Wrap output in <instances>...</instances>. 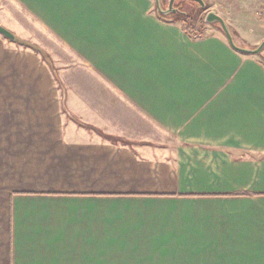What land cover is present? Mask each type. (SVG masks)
<instances>
[{"label": "crops", "instance_id": "0c3cea01", "mask_svg": "<svg viewBox=\"0 0 264 264\" xmlns=\"http://www.w3.org/2000/svg\"><path fill=\"white\" fill-rule=\"evenodd\" d=\"M3 4L49 61L0 33V264H264L261 56L154 0Z\"/></svg>", "mask_w": 264, "mask_h": 264}, {"label": "rangeland", "instance_id": "374dc122", "mask_svg": "<svg viewBox=\"0 0 264 264\" xmlns=\"http://www.w3.org/2000/svg\"><path fill=\"white\" fill-rule=\"evenodd\" d=\"M176 1L182 4V10L187 12V15L189 16V22L187 21L183 23L186 28L185 30L190 31L195 36H198L200 32L198 30L199 25L203 26V30H201L202 34H209L211 33L212 29L215 28L216 31H220L224 35V32L219 23H208L204 20L206 13L209 11H213L224 19L230 30L233 41L238 46L250 49L256 48L264 39L263 37L261 41L258 40L259 43H257L256 46L253 47L247 44V40H251L252 36L257 37L260 35H264V0H204L206 5L201 9L198 7L199 5L196 2H193L191 0ZM167 2L168 0H160L161 7L165 9ZM153 6L154 7L152 9L156 12L155 4ZM20 18L21 17L19 16V19ZM0 25L11 30L20 39L35 44L42 50L44 49L43 43H46L47 45L49 44L48 41L43 38L44 33L38 36L39 32L36 31L35 27L33 26L34 23L29 24L28 22H19L17 25L8 23L6 20L4 4L0 7ZM16 26H18L19 28H15ZM28 26L32 27L35 30V36L31 39H25L22 36V27ZM241 36L245 37L241 38ZM242 39H244V41H242ZM29 48L32 51H35V49L31 47ZM255 55H259L264 59V48L260 53Z\"/></svg>", "mask_w": 264, "mask_h": 264}, {"label": "water", "instance_id": "95a60500", "mask_svg": "<svg viewBox=\"0 0 264 264\" xmlns=\"http://www.w3.org/2000/svg\"><path fill=\"white\" fill-rule=\"evenodd\" d=\"M173 1L174 0H169L167 8L163 9L161 7L160 0H154L157 15H159L160 17H165L166 15H169L170 13L177 12L178 8L173 7ZM193 1L198 3L199 8H204L206 5L204 0H193ZM180 12L182 14L186 13L185 11H180ZM204 20L208 23H214V22L219 23L229 45L234 50H236L238 52L246 53V54H258L264 48V39L260 42V44L256 48H251V49L250 48H244V47H241V46H238L237 44H235V42L233 41L232 35L230 33V30H229L227 24L225 23L224 19L213 11L207 12L205 17H204ZM0 33L4 37L8 38L9 40H11L13 42H16L20 45H25V46H28V47L35 49V51L41 53V55L45 58V60L49 61L48 56L46 55V53L41 48H39L35 44L29 43L27 41H24L23 39H20L13 32H11L10 30H8L7 28H5L2 25H0Z\"/></svg>", "mask_w": 264, "mask_h": 264}, {"label": "flooded vegetation", "instance_id": "af4514ba", "mask_svg": "<svg viewBox=\"0 0 264 264\" xmlns=\"http://www.w3.org/2000/svg\"><path fill=\"white\" fill-rule=\"evenodd\" d=\"M191 1H193V0H191ZM168 2H169V0H168ZM168 2H167V5H166L165 9H166L167 6H168ZM193 2H195V1H193ZM196 3H197V2H196ZM197 4H198V3H197ZM173 7L178 8V11L175 12L174 14L166 15L165 18H167V19H170V18L175 19V18L184 17V16L187 15V12H186V14H181V13H180V11H183V10H182V4L179 3L178 1H176V0L173 1ZM162 8H163V7H162ZM163 9H164V8H163Z\"/></svg>", "mask_w": 264, "mask_h": 264}, {"label": "trees", "instance_id": "16d2710c", "mask_svg": "<svg viewBox=\"0 0 264 264\" xmlns=\"http://www.w3.org/2000/svg\"><path fill=\"white\" fill-rule=\"evenodd\" d=\"M201 9V8H200ZM181 13V12H180ZM170 14H174V13H170ZM182 14V13H181ZM186 14V13H185ZM161 19H163V20H168V21H181V22H187L189 19V16L188 15H186V16H184V17H179V18H175V19H173V18H170V19H167V18H165V17H160ZM189 22V21H188ZM37 52V51H36Z\"/></svg>", "mask_w": 264, "mask_h": 264}, {"label": "built area", "instance_id": "2783aa9c", "mask_svg": "<svg viewBox=\"0 0 264 264\" xmlns=\"http://www.w3.org/2000/svg\"><path fill=\"white\" fill-rule=\"evenodd\" d=\"M264 19V18H263ZM263 22H264V20H263Z\"/></svg>", "mask_w": 264, "mask_h": 264}]
</instances>
